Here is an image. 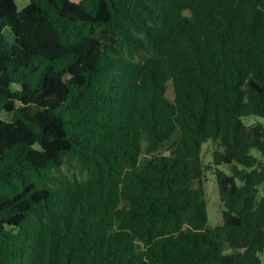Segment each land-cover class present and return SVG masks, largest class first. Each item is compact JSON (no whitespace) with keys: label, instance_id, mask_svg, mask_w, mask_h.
<instances>
[{"label":"trees","instance_id":"16d2710c","mask_svg":"<svg viewBox=\"0 0 264 264\" xmlns=\"http://www.w3.org/2000/svg\"><path fill=\"white\" fill-rule=\"evenodd\" d=\"M249 116L264 0H0V264H264Z\"/></svg>","mask_w":264,"mask_h":264},{"label":"rangeland","instance_id":"374dc122","mask_svg":"<svg viewBox=\"0 0 264 264\" xmlns=\"http://www.w3.org/2000/svg\"><path fill=\"white\" fill-rule=\"evenodd\" d=\"M31 0H17V5L19 10H23L26 6L29 5ZM7 33V32H6ZM3 119L8 120V115L3 112ZM246 124L253 123H262L264 124V118L259 116H249L244 119ZM212 142H208L203 146V162L205 167H209L212 163ZM253 155L259 158V160L264 164V157L257 151L253 150ZM220 169L230 172V168L228 166H220ZM215 168L212 170H206L204 174V192L207 201V210H208V223L209 227H216L223 223V211L225 209L219 195L218 185L216 182ZM260 195L264 196V186L260 188ZM261 259L264 263V255H261Z\"/></svg>","mask_w":264,"mask_h":264}]
</instances>
